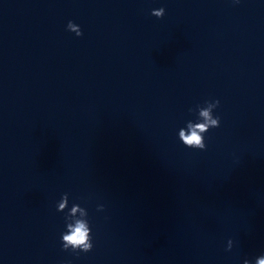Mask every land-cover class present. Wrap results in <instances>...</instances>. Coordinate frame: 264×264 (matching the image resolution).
Returning <instances> with one entry per match:
<instances>
[{"label": "water", "instance_id": "water-1", "mask_svg": "<svg viewBox=\"0 0 264 264\" xmlns=\"http://www.w3.org/2000/svg\"><path fill=\"white\" fill-rule=\"evenodd\" d=\"M216 99L207 149L187 147L189 109ZM73 204L94 245L79 255ZM261 254L264 0H0V264Z\"/></svg>", "mask_w": 264, "mask_h": 264}, {"label": "clouds", "instance_id": "clouds-1", "mask_svg": "<svg viewBox=\"0 0 264 264\" xmlns=\"http://www.w3.org/2000/svg\"><path fill=\"white\" fill-rule=\"evenodd\" d=\"M240 0H234V3H239ZM166 9L161 7L154 9L152 15L157 18L165 16ZM67 29L74 32L77 36H83V31L79 25L74 21H69ZM220 105V100L205 101L204 105H197L195 109H189L190 112H198L197 120H189L186 127L179 130V139L189 148L206 150L207 143L205 141V134L212 128H218L221 124V118L214 115V110ZM69 202V194L65 193L62 199L58 202V211L64 210L66 204ZM104 205L98 206V211H103ZM79 212L82 218L75 219L74 223H68L69 219L74 217ZM88 211L79 204H73L70 210L66 212V231L62 234V247L65 251L71 250L79 255L82 251L87 253L94 247L92 229L90 227ZM233 240L229 239L226 251H231L233 248ZM244 264H253L251 260L245 259ZM255 264H264V254L255 258Z\"/></svg>", "mask_w": 264, "mask_h": 264}]
</instances>
